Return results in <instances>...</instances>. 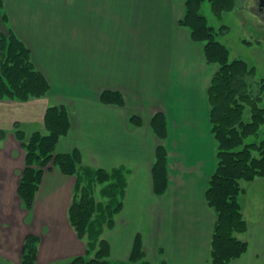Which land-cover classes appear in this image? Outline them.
<instances>
[{
    "label": "crops",
    "instance_id": "0c3cea01",
    "mask_svg": "<svg viewBox=\"0 0 264 264\" xmlns=\"http://www.w3.org/2000/svg\"><path fill=\"white\" fill-rule=\"evenodd\" d=\"M66 7V45H48V22L40 18L32 26L25 18L26 5L22 30L12 26L50 90L27 101L0 99V129L6 133L0 139V264H21L28 233L39 239L35 264H68L85 253L67 216L73 175L55 167L45 171L29 213L17 194L24 150L13 126L19 123L27 136L43 130L46 108L53 104L66 106L71 121L56 153L76 149L83 165L129 170L122 209L104 234L110 257L126 259L139 234L146 259L154 264L161 258L168 264H211L216 213L205 192L216 166L217 144L210 131L207 88L217 66L205 61L202 43L179 24L184 0H68ZM40 11L35 7V13ZM105 89L120 91L124 105L102 103L99 95ZM159 111L168 126L162 141L168 187L155 195L151 165L160 140L150 121ZM131 115L140 117L139 126L129 124ZM243 186L247 229L237 236L247 249L230 264H264V178Z\"/></svg>",
    "mask_w": 264,
    "mask_h": 264
},
{
    "label": "trees",
    "instance_id": "16d2710c",
    "mask_svg": "<svg viewBox=\"0 0 264 264\" xmlns=\"http://www.w3.org/2000/svg\"><path fill=\"white\" fill-rule=\"evenodd\" d=\"M207 1L212 14H222L235 7L236 0H184V12L179 24L186 27L193 41L203 45L204 59L214 64L207 88L210 131L216 141V166L211 173L205 192L207 204L216 218L210 242V263L230 264L247 249L246 241L237 235L247 229L239 195L244 192L242 181L264 176V139L246 142L257 136L264 124V80H251L254 66L241 58L230 59L228 47L217 39L227 31L221 24L210 25L200 9ZM0 0V24L8 23ZM50 90L45 76L34 66L30 49L9 26L7 33L0 31V99L27 101L44 97ZM102 103L124 105V96L118 90L105 89L99 95ZM129 124L139 126L137 115L128 117ZM70 114L66 106L49 105L44 114L43 130H34L27 136L19 123L13 133L25 152L24 167L20 173L17 194L23 208L29 213L45 171L52 167L75 177L74 189L67 210L69 223L86 245L88 258L77 256L69 264H154L145 258L142 237L136 234L126 260L112 261L110 244L104 231L114 226L120 212L129 170L124 166L111 169L94 168L82 164L78 150L56 153L59 139L70 128ZM151 128L160 140L155 147L151 165L152 189L162 195L168 187V155L163 140L168 135L166 115L159 111L152 115ZM0 129V139L5 135ZM256 154V155H255ZM38 237L27 234L21 253V264H35ZM162 253V249H157ZM156 264H168L161 258Z\"/></svg>",
    "mask_w": 264,
    "mask_h": 264
},
{
    "label": "rangeland",
    "instance_id": "374dc122",
    "mask_svg": "<svg viewBox=\"0 0 264 264\" xmlns=\"http://www.w3.org/2000/svg\"><path fill=\"white\" fill-rule=\"evenodd\" d=\"M256 1L257 0H236L234 9L231 11L224 12L220 19L216 18L212 14L209 3L207 1H204L202 3L200 9L201 13L206 16L208 23L210 25H213L216 29L221 24H225L228 26L226 32L217 35V39L223 42L228 47L230 59L241 58L245 60L249 66H254L255 76L251 78V80L253 81H257L259 79L264 80V14L259 11L260 7L257 5ZM67 4L68 0H5V7H3V11L8 12L12 20L11 23H6V21L1 22L0 31L7 33V29L9 28V26H11V28L13 26L17 31H21V19L23 18V16H21V9L24 5H26L29 14L25 18H28L31 22H33L32 26H34V22L40 18L43 19L44 22H48V29L47 31L44 30L49 38L46 40L48 45L51 44V41L56 43L61 42L62 44L66 45L67 40H69L66 7ZM35 7H38L41 11L35 13ZM51 22L53 23L51 24ZM34 41L35 39L32 38L33 48ZM260 139H264V124L260 126L257 136L252 135L247 137L246 142H251L254 140L257 141ZM256 178H264V176H257L251 181H242V186L243 184L246 185L247 183L255 181ZM243 187L245 188V186ZM241 194L238 197L240 203L242 199ZM104 234L105 236L108 235L107 229L104 231ZM78 256H83L86 258L89 257L86 254V245L85 253ZM109 258L112 261H117L111 257Z\"/></svg>",
    "mask_w": 264,
    "mask_h": 264
},
{
    "label": "water",
    "instance_id": "95a60500",
    "mask_svg": "<svg viewBox=\"0 0 264 264\" xmlns=\"http://www.w3.org/2000/svg\"><path fill=\"white\" fill-rule=\"evenodd\" d=\"M258 1V5L261 7L260 9L263 11L264 9V0H257Z\"/></svg>",
    "mask_w": 264,
    "mask_h": 264
},
{
    "label": "flooded vegetation",
    "instance_id": "af4514ba",
    "mask_svg": "<svg viewBox=\"0 0 264 264\" xmlns=\"http://www.w3.org/2000/svg\"><path fill=\"white\" fill-rule=\"evenodd\" d=\"M261 8V7H260ZM259 11H261L263 14H264V9H263V11L260 9Z\"/></svg>",
    "mask_w": 264,
    "mask_h": 264
}]
</instances>
